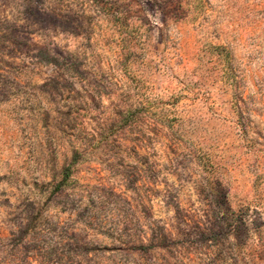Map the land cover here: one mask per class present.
<instances>
[{"label":"rangeland","instance_id":"1","mask_svg":"<svg viewBox=\"0 0 264 264\" xmlns=\"http://www.w3.org/2000/svg\"><path fill=\"white\" fill-rule=\"evenodd\" d=\"M0 264H264V0H0Z\"/></svg>","mask_w":264,"mask_h":264}]
</instances>
